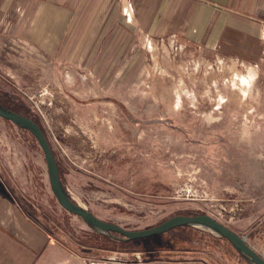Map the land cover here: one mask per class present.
<instances>
[{
	"label": "rangeland",
	"instance_id": "374dc122",
	"mask_svg": "<svg viewBox=\"0 0 264 264\" xmlns=\"http://www.w3.org/2000/svg\"><path fill=\"white\" fill-rule=\"evenodd\" d=\"M182 46L138 37L122 66L138 50L148 63L129 86L96 90L90 74L77 92L61 86L38 47L11 36L2 42L0 102L42 126L63 183L97 217L139 230L206 213L264 254V61L186 57ZM231 159L238 166L229 181ZM215 165L221 181L211 176ZM0 170L5 188L62 247L55 264H160L197 255L250 264L198 226L137 240L92 229L58 203L37 139L1 117Z\"/></svg>",
	"mask_w": 264,
	"mask_h": 264
},
{
	"label": "crops",
	"instance_id": "0c3cea01",
	"mask_svg": "<svg viewBox=\"0 0 264 264\" xmlns=\"http://www.w3.org/2000/svg\"><path fill=\"white\" fill-rule=\"evenodd\" d=\"M11 36L38 47L66 89L85 90L92 74L98 78L91 81L96 90L113 91L117 84L129 86L148 63L147 51L138 50L122 66L138 37L169 45L174 37L185 45L186 57L201 53L209 59L221 55L262 63L264 0H0V54L2 42ZM229 164L234 167L229 170L231 181L238 165L233 159ZM214 167L211 176L221 181L223 175ZM31 215L5 188L0 170V264L60 261L62 247ZM160 264L211 263L197 255Z\"/></svg>",
	"mask_w": 264,
	"mask_h": 264
},
{
	"label": "water",
	"instance_id": "95a60500",
	"mask_svg": "<svg viewBox=\"0 0 264 264\" xmlns=\"http://www.w3.org/2000/svg\"><path fill=\"white\" fill-rule=\"evenodd\" d=\"M0 117L13 122L18 127L26 129L34 135L43 150L44 158L47 163L50 185L58 203L69 213L80 216L95 230L102 233H119L125 240H137L163 234L181 226H196L197 224H203L213 228L219 236L224 237L232 243L235 249L250 264H264V254L259 253L256 248L248 242L246 236L240 235L228 225L206 213L189 215L176 214L153 227L139 230H130L118 223L106 221L97 217L68 193L60 176V167L56 155L42 126L34 118L7 109L2 103L0 104Z\"/></svg>",
	"mask_w": 264,
	"mask_h": 264
},
{
	"label": "built area",
	"instance_id": "2783aa9c",
	"mask_svg": "<svg viewBox=\"0 0 264 264\" xmlns=\"http://www.w3.org/2000/svg\"><path fill=\"white\" fill-rule=\"evenodd\" d=\"M169 42H170L171 46H175V48L177 50H182L183 49L182 44H180L174 37H170L169 38ZM34 97H35V95L31 96V99H33ZM47 173H48V171H47ZM48 177H49V175H48ZM66 189H67L68 193H70V195L72 196V194H71V192H70V190H69V188L67 186H66Z\"/></svg>",
	"mask_w": 264,
	"mask_h": 264
},
{
	"label": "bare ground",
	"instance_id": "6f19581e",
	"mask_svg": "<svg viewBox=\"0 0 264 264\" xmlns=\"http://www.w3.org/2000/svg\"><path fill=\"white\" fill-rule=\"evenodd\" d=\"M78 202V201H77ZM82 205V204H81ZM83 206V205H82ZM85 207V206H84ZM196 226H198V227H201V228H204V229H206V230H209V231H211V232H213V233H217L216 232V230H214L213 228H211V227H207V226H205V225H203V224H197Z\"/></svg>",
	"mask_w": 264,
	"mask_h": 264
},
{
	"label": "trees",
	"instance_id": "16d2710c",
	"mask_svg": "<svg viewBox=\"0 0 264 264\" xmlns=\"http://www.w3.org/2000/svg\"><path fill=\"white\" fill-rule=\"evenodd\" d=\"M0 104H1V102H0ZM7 109H10V110H14V109H12V108H9V107H7ZM14 111H16V110H14ZM18 112V111H17ZM33 135V134H32ZM34 136V135H33ZM60 176H61V171H60ZM62 178V177H61ZM80 217V216H79ZM81 218V217H80ZM82 219V218H81ZM112 234H115V235H120L119 233H115V232H111ZM155 236V235H154ZM150 237H152V236H150ZM231 245L233 246V244L231 243ZM234 247V246H233ZM235 248V247H234Z\"/></svg>",
	"mask_w": 264,
	"mask_h": 264
}]
</instances>
